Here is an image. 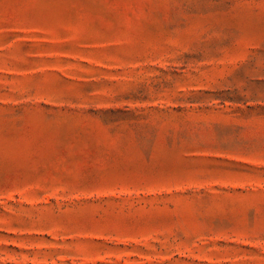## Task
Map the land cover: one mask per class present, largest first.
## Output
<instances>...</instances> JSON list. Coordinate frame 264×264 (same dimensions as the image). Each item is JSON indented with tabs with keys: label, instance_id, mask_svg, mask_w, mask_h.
Instances as JSON below:
<instances>
[{
	"label": "rangeland",
	"instance_id": "obj_1",
	"mask_svg": "<svg viewBox=\"0 0 264 264\" xmlns=\"http://www.w3.org/2000/svg\"><path fill=\"white\" fill-rule=\"evenodd\" d=\"M0 264H264V0H0Z\"/></svg>",
	"mask_w": 264,
	"mask_h": 264
}]
</instances>
